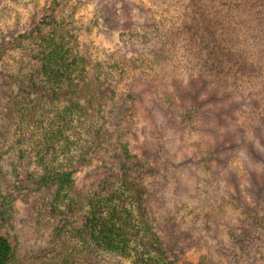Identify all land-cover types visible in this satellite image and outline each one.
<instances>
[{
  "label": "trees",
  "instance_id": "16d2710c",
  "mask_svg": "<svg viewBox=\"0 0 264 264\" xmlns=\"http://www.w3.org/2000/svg\"><path fill=\"white\" fill-rule=\"evenodd\" d=\"M83 1H80L82 7L92 9L87 20L80 19L79 24L75 25L76 8L69 7L71 0H46L45 4L33 10L12 40L0 43V61L7 54L18 53L21 56L17 64L19 67L16 66L12 73L4 72L1 76L4 85L14 88L10 94L19 99L13 104L17 105L19 117L34 122L36 113L40 112L42 120L48 121V127L44 129L46 135L42 136L47 142L43 145L50 144L53 149L56 145L60 150L62 148L60 153L69 156L67 159L73 162L75 170L89 166L106 143L115 141V135H119L122 127L123 115L129 110L124 99H130L133 103L137 101L134 94L139 99L144 95L147 84L132 80L128 83L126 98L125 95L119 96L118 102L116 84L121 83L132 63H136V69L141 70L145 66L142 67L145 56H151V61L165 71L161 73L166 76L170 86V91L166 94L171 102L164 108V115L168 116L170 128L180 133L189 128L191 118H197V114L193 117V112L200 113L201 119L199 127L193 129L204 134L210 128L208 124L212 125V131L219 127L218 124L225 127L229 120L224 116L228 115L229 107L232 109L231 102L227 109H210L208 102H216V95L200 91L208 85L200 78L193 77L195 75L189 64L202 66L205 69L203 72L209 78L214 77L217 82H223V79L232 84H242L244 79L253 80V83L264 82V58H261L264 55V0H186V9L181 17L176 11H171L172 21L165 20L167 34H164V38H155L156 40L146 44L149 53L138 51L137 43L129 35L117 36L123 43L121 51L116 50L117 45L110 50V54L105 52L103 59H97L98 53L90 39L86 43L88 46L82 43L84 37L81 40L78 31L82 29L88 36L92 28L100 23L105 26L104 35L112 43L119 31L131 34V16L128 15L125 21L122 19L126 12L129 14L135 7L132 3L125 4L121 0ZM170 25L172 27H168ZM173 59H177L178 63L173 62ZM180 62L182 66L176 68ZM146 64L151 66L148 61ZM183 68V75L187 76L178 81L175 72H179L180 76ZM114 71L121 75L116 77ZM139 74L143 77V71ZM151 83H155L152 76ZM175 99L180 100L179 105L170 106ZM58 104L65 105L60 108ZM51 108L53 112L49 113ZM135 110L138 108L133 106L132 114ZM206 112L216 114L210 123L204 121L209 118ZM69 118L71 119L66 121ZM71 123L74 126L69 127V130H75L74 141H69L64 135ZM83 135L89 137L90 141L82 140L80 136ZM118 138L114 145L117 152L112 158V165L105 167L106 164H103L95 168L96 175L104 173L103 184H97V188L94 186L95 189L89 194L87 191L75 193V200L80 203L82 200L86 201L81 208L86 207L87 211L83 213L87 215L81 229L70 227L69 232L95 248L97 255H121L129 258L131 264H180V261L181 264H191L186 255L199 246L203 234L195 230V226L191 230L183 229L173 216L178 213L177 209L175 212L171 211L168 217L157 218L156 212L166 208V198L156 197L143 183L149 177L157 180V172L143 176V172L149 170L146 147L151 143L139 145L137 150L145 153L134 155L128 143L120 142ZM201 138L204 139L202 136ZM209 140L204 139V144ZM230 140L229 137L218 139L215 146L227 147ZM61 142L66 143V148L60 145ZM207 147L212 148L210 144ZM217 151L218 149L213 150L212 155L208 150L205 155L193 154L182 160L190 168L202 165L211 172L214 181H219V173L227 165L228 158ZM248 156L253 166L257 165L264 171V156ZM55 158L58 159V155ZM58 166L64 167L62 162ZM180 168L188 171L184 166ZM255 171L257 170L248 169V185L244 188L247 193L243 196V191L239 190L238 200L233 196L237 200L235 212L239 211V215L244 216L241 221L245 223L233 232L246 234L245 237L243 234L237 238L231 236L237 242L234 246L240 248V252L231 253L228 264H244V255L249 258L247 264H256L258 260L264 262V256L251 254L250 250L245 251L251 247L258 249L260 244H255L257 240L264 245V173L260 175ZM161 177L167 183L166 175L162 173ZM26 178L29 183H17V189L30 190L36 182L39 188L44 185L48 191L54 190L50 212L55 218L63 216L60 206L65 201H73L68 196L73 183L72 172L55 171L45 166L41 174L27 173ZM176 178L178 176L175 177V183L181 188L184 181ZM223 188L231 194L229 188ZM233 197L231 198L235 200ZM9 207L8 199L0 203V228L8 220ZM66 209L74 213L69 205ZM63 222L55 232H62V227H66ZM70 224L71 222L67 225ZM58 237L61 236L58 234ZM12 252L11 240L0 230V264H9ZM210 258L203 254L199 259L197 257L198 263L192 264H212Z\"/></svg>",
  "mask_w": 264,
  "mask_h": 264
},
{
  "label": "rangeland",
  "instance_id": "374dc122",
  "mask_svg": "<svg viewBox=\"0 0 264 264\" xmlns=\"http://www.w3.org/2000/svg\"><path fill=\"white\" fill-rule=\"evenodd\" d=\"M80 1L71 0L70 6L68 5L76 8L74 17L77 18V22L75 25L79 24L80 19L87 20L91 16L92 9L82 7ZM121 1L125 4L132 3V6L135 7L129 14L126 12V16L122 19L125 21L128 15L131 16V34H122L119 31L111 43V40H108L104 35L105 26L100 23L92 28L88 36L84 30L78 31L79 38L82 40L84 37V42H82L84 45L88 43L89 39L91 40L98 53L97 59L105 58V52L110 54V50L115 49L117 45L116 50L121 51L123 43L117 36L126 37L129 35L132 41L137 43L138 51L149 53L146 44L151 43L155 38L161 40L162 37L164 38V34H167L165 20L172 21L171 11H176L177 15L181 17V13L186 9V0ZM45 2L46 0H0V43L12 40L21 25H25L33 10ZM152 23L153 25L150 26ZM145 24L147 25L145 26ZM168 27H172V25ZM86 46L88 45L86 44ZM20 57L18 53L7 54V57L0 61V203L4 199L10 201L8 220L0 230L12 242L13 254L9 264H131L129 258H124L121 255H97L95 248L69 232L71 228L81 229L87 215V213H83L87 211L86 207L81 208L86 201L82 200L80 203L77 199L75 200L77 196L75 193L87 191L89 194L92 189H95L94 186L103 184L104 173L96 175L95 168L103 164H106L105 167H107L112 163V158L117 152L114 145L118 136H120L118 138L120 142L128 143L127 145L130 150L132 149L131 152L134 155L145 153L137 150L139 145L151 143L149 147H146L149 170L144 171L143 176L147 177V175L157 172V180L149 177L145 178L143 183L151 192L155 193L156 197L166 198V208L156 212L157 218L168 217L171 215V211L175 212L177 209L178 213L173 216L177 218V223L181 224L183 229L191 230L195 226L194 229L203 234L199 246L196 249H191L186 255L191 264L198 263L199 256L203 254L209 258L212 257L210 258L212 264H228L231 260V253L240 252V248L234 246L237 245V242L233 237H240L241 234L245 237L246 233L233 232L241 224H245L241 221L244 220L242 219L244 216L239 215V211L235 212L239 198L237 192L243 191V196L247 193L244 188L248 185V169H255L257 170L255 172L260 175L264 173L257 165L253 166L251 160L247 158L248 155L264 156V82L253 83V80L249 79H244L242 84H232L224 79L223 82L220 80L217 82L214 77L210 76L209 78L203 72L205 69L202 66L189 64L193 69V75H195L193 77L200 78L199 80H203L208 85L202 87L200 91L204 94L216 95V102H208L210 109L216 107L227 109L229 102L232 103V109L229 107L228 115L224 116L229 120L225 127L218 124L219 127L213 128L212 131L210 129L212 125L208 124L210 128L204 134L200 130L193 129L199 127V123H201L200 113L193 112V117L197 114V118H191L189 128L180 133L170 128L168 116L164 115V108L166 109L167 103L171 102L166 94L170 91V86L166 76L161 73L164 70L151 61V56H145L142 67L145 66L141 70L136 69V63H132V67L131 65L128 67L121 83L116 84L118 102H120L119 96L125 95L126 98V94L129 92L128 83L132 80L147 84L144 87V95L139 99V96L134 94L137 101L133 103L130 102V99H124L129 110L123 115L122 127L119 135H115V141L110 140L106 143L94 156L89 166L75 170L73 162L67 159L69 156L60 153L62 148L60 150L56 145L53 149L50 144L43 145L47 141L42 139V136L46 135L45 130L48 127V121L42 120L43 115L37 112L34 122L28 118L23 120L18 115L17 105L13 106L19 99H15L10 94L14 88L4 85L1 76L4 72L5 74L12 73L18 66ZM261 58H264V55ZM147 61L151 66L146 64ZM173 62L178 63L177 59H173ZM180 66H182L181 62L179 65L177 64L176 68ZM140 71H143V77H140ZM183 71L184 68L180 76L179 72H175V78L177 77L178 81L187 76V74L183 75ZM113 74L116 77L121 75L115 71ZM150 74L152 80H155L154 84L151 83ZM179 102L180 100L175 99L170 106L179 105ZM64 105L58 104L60 108ZM133 106L138 110L133 111L132 114ZM52 112L53 108L49 109V113ZM213 114L206 112L209 118L207 117L208 119L205 120L203 118V120L210 123L212 118H215L216 114ZM52 118L49 119L53 120ZM73 126V123L67 126V131L64 133L69 141H74L76 138L75 130H69V127ZM200 135L204 139L213 140L204 144V139ZM226 137L231 138L230 142H227V147L215 146L218 139L224 140ZM80 138L90 141V138L85 135ZM65 144V142H61L60 145L66 148ZM209 144L213 149L206 148V145ZM46 148H48V152H46ZM215 149H218L217 152H220V155L224 153L222 156L228 158L227 165L222 164L224 167L221 169L222 173H219L221 178L219 181H214L211 172L205 170L202 165L190 168L182 160V158L185 159L193 154L196 156L205 155L208 150L213 155ZM56 155H58V159L55 158ZM61 162L64 167L58 166ZM45 166L55 171L72 172L73 183L68 196L72 197L73 201H65L60 206L64 215L57 218L53 217L50 212L54 200V190L48 191L44 185L39 188L36 182L32 186L33 189L30 188L27 191L17 189L16 186L17 183L28 184L26 174L32 172L41 174ZM183 166L188 171L180 168ZM175 171H179V173L174 174ZM162 173L164 176L166 175L167 183L162 179ZM177 176L176 180L181 178L184 181L181 188L175 183ZM223 186L229 188L231 194L234 195L225 191ZM262 193L264 194V192ZM71 202L72 204H70ZM67 205L74 213L66 209ZM61 221H64L63 224L66 227H62L60 233L55 232ZM247 221L249 222V220ZM69 222L71 224L67 225ZM194 229L193 231H195ZM58 234L61 237H58ZM232 235L233 237H231ZM138 241L137 243H139ZM256 243L260 244L258 249L255 247L257 251L252 247L245 251L250 250L251 254L264 256V245L258 240ZM248 259L244 255V264L248 263ZM181 263L182 261H180ZM256 264H264V262L258 260Z\"/></svg>",
  "mask_w": 264,
  "mask_h": 264
}]
</instances>
